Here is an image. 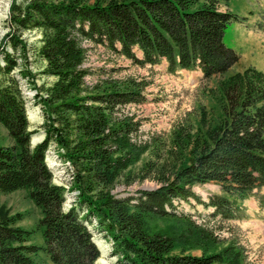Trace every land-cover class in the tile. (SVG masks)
I'll return each mask as SVG.
<instances>
[{"label":"trees","instance_id":"trees-1","mask_svg":"<svg viewBox=\"0 0 264 264\" xmlns=\"http://www.w3.org/2000/svg\"><path fill=\"white\" fill-rule=\"evenodd\" d=\"M218 5L219 0H13L10 31L0 46V125L13 141L0 146V198L26 191L41 211L37 229L44 245L29 244L34 230L19 227L22 216L11 214L0 201V264H37L40 251L51 264H95L100 253L89 226L108 236L116 264H240V252L231 247L200 256L185 254L191 248L206 251L218 242L167 210L176 199H195V186L215 184L238 200L255 197L264 188V74L246 69L226 75L239 54L226 47L222 37L237 16L220 11ZM25 29L42 33L39 54L46 61L45 72L57 77L48 98V106L56 105L48 110L61 124L56 128L46 122L45 138L33 148L23 99L13 81L5 80L18 65L6 47L23 54L25 44L19 34ZM79 37L112 49L119 45L122 55L142 65L165 60L170 72L199 68L203 79H222L216 87L221 95L216 98V111L211 109L208 115L202 111L193 134L183 127L174 131V150L187 155L173 165L171 177L164 164L145 165L157 175V189L120 199L110 194L115 181L147 150L130 140L137 127L113 120L112 110L116 105L140 103L144 85L126 81L95 95L98 105L79 103L85 75L79 69L85 57ZM65 110L72 121L62 116ZM63 127L70 128L64 132ZM51 142L64 149L61 158L76 167L72 189L78 195L67 211L63 210L65 189L52 184L45 164ZM208 206L228 219L231 207L238 209L223 195L213 196ZM149 220H174L184 228L169 234V230H152Z\"/></svg>","mask_w":264,"mask_h":264},{"label":"rangeland","instance_id":"rangeland-1","mask_svg":"<svg viewBox=\"0 0 264 264\" xmlns=\"http://www.w3.org/2000/svg\"><path fill=\"white\" fill-rule=\"evenodd\" d=\"M12 2L13 0H0V46L10 31L8 21ZM218 7L220 10L237 14L241 21L247 23V26H244L232 21L224 29L222 37L224 45L239 54L238 62L226 75L243 73L246 69H255L264 74V0H219ZM252 26H258L260 31L257 33L252 30ZM19 40L25 44L24 55L22 51L14 50L11 45L6 47L16 57L18 65L5 76V80L13 81L23 99L28 131L32 132L30 147L33 148L44 140L46 122L49 121L56 128L61 127V124L56 122L58 116L49 112L50 105L56 104L49 103L48 106L50 89L57 81V77L45 72L46 61L39 54L43 45L40 30H22ZM79 41L85 48V57L79 65V69L85 71L81 90L77 95L81 98L79 103L98 105L95 95L104 93L108 88H119L126 81L132 80L134 83L144 85L140 91L142 98L140 103L116 105L112 110L113 120L130 121L137 127L136 132L130 134V140L147 150L115 181L110 194L120 199L135 197L138 191L157 189L160 187L158 177L151 171L152 167L145 170V165L148 162L155 166L164 164V172L171 177L173 165H179V160H184L187 155V152H183V156H180L174 150L172 143L174 131H181L183 127V131H190L193 134L198 130L199 114L203 111L208 115L211 109L216 111V98L221 96L216 87L222 79H219L220 77L203 79L198 68L170 72L165 60L154 65H142L122 55L119 52V45L112 49L105 43L80 37ZM134 51L138 58H142L138 49L135 48ZM47 115H50L51 120H48ZM62 116L70 119V112L65 110ZM69 128L62 129L68 132ZM12 144L7 130L0 125V146ZM64 154V149L51 142L46 152L45 164L52 173V184L65 189L63 210L67 211L74 205L78 192L72 189L76 167L61 158ZM192 192L195 199H176L167 210L210 233L218 244L208 247L206 251L203 248H191L184 253L200 256L203 252L212 253L231 247L240 252V264H264V189L255 197L246 200H238L224 194L215 184L195 186ZM216 195H223L240 206L238 209L231 207V218L216 214L214 208L208 206L210 199ZM0 201L11 214L22 216V220L17 223L19 227L34 230L29 244L43 247L41 232L37 229L42 214L29 200L26 191L2 195ZM260 203H263L262 206ZM149 225L152 230H169V234L184 228V224L174 220H149ZM88 229L92 234V242L100 253L95 264H116L117 258L111 255L112 243L108 236L96 231L94 226H89ZM35 261L37 264H51L42 251L35 256Z\"/></svg>","mask_w":264,"mask_h":264},{"label":"crops","instance_id":"crops-1","mask_svg":"<svg viewBox=\"0 0 264 264\" xmlns=\"http://www.w3.org/2000/svg\"><path fill=\"white\" fill-rule=\"evenodd\" d=\"M236 23H238V22H236ZM240 24H242V25H244V26L246 25L245 23H240ZM238 206H239V205H238ZM239 207H240V206H239Z\"/></svg>","mask_w":264,"mask_h":264}]
</instances>
